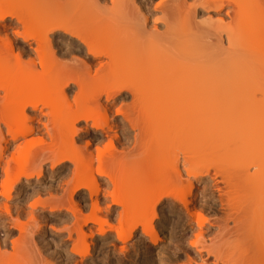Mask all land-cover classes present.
I'll return each mask as SVG.
<instances>
[{
  "label": "bare ground",
  "instance_id": "1",
  "mask_svg": "<svg viewBox=\"0 0 264 264\" xmlns=\"http://www.w3.org/2000/svg\"><path fill=\"white\" fill-rule=\"evenodd\" d=\"M68 5L72 7L69 8ZM158 23H161L164 29H157ZM158 48L161 50L158 51ZM151 49L153 51H150ZM157 88L161 89V93L163 88L166 89L165 93L167 90L168 92L165 96H160ZM174 91H177V95ZM156 92L160 95H156ZM116 95L130 97V101L126 99L127 103H120L121 106L115 107V117L119 116L121 120L114 123L113 120L108 121V105ZM199 102L202 103L203 112L200 114L198 111L196 113V109L193 110L192 115H198L192 117L199 116L195 122L203 124V119L206 118L217 121L221 131H217L216 123L210 121L213 122L210 125L206 120L209 125L200 124L202 128L198 126L196 129L199 130L195 134L199 133L201 137V129L207 131L205 128L215 124V130L212 127L213 131L210 133L208 129L206 135L216 134L215 137L219 135L224 138L221 140V137H218L220 139L215 138V141L211 136L206 137L207 142L211 143L208 145L202 142L203 139H197V135L194 138L195 134H192L193 145L198 146L191 144L190 148L186 139L183 142L184 132L178 124L181 125L185 121L183 124L188 127L192 125L187 121L190 114H187V117L181 114L188 106L195 107L193 105L197 104L199 108ZM190 109L186 112L192 113ZM179 115L182 118L177 117ZM190 121L192 123V120ZM78 123H82L83 127L77 126ZM163 123L169 127H163ZM174 126L180 129L183 137L177 134L179 129ZM120 128H124L121 137L116 134ZM91 130L95 131L91 141H87L82 147L77 145L74 140L77 132ZM175 132L174 135H178V139L171 135ZM168 136L177 141L172 142L173 138L172 141L168 140ZM164 137L166 141L162 140ZM225 137L228 140H225ZM160 140L161 143L167 144L169 148L163 143L170 149V153L177 149V155H184L183 158L191 155L189 151L191 153V150L199 148V145L201 149L204 143L203 146L207 144L209 148L202 146L201 151L195 150L197 155L199 152L202 154L195 156L194 162L192 156L185 157V161L181 160V170L177 169L176 160L175 165L169 166L174 155L167 154L166 156H171L168 157L170 164L165 162L162 165L172 167V173L162 169L160 164L156 166L158 169L154 168V164L148 166L151 164L147 162L148 155L152 161L154 154H151L156 152L154 147ZM198 141L201 144H198ZM90 142L94 146L93 149H90ZM130 143L131 149H125L127 154L140 149L137 154L141 153L138 154L141 159L136 152L133 154L139 157L137 161H142H138L140 169L136 168L139 176L141 167H144L145 162L149 163L145 166L150 169L144 167L145 172L143 170L142 173L147 174L148 171L147 176L151 181L153 167L158 170V182L163 179L169 181V178L171 182L169 181L167 187H171L172 181L174 184L172 188H167L168 192L164 193V188V192L158 194L159 192H155L158 191L157 188H154L153 191H148L154 199L149 201L145 197L148 195L143 192V183L140 184L139 176L134 178V181L133 177H130V173L135 169V161L119 156L124 149L117 150V146L123 145L126 148ZM213 146L218 150V157L221 154L224 156L225 153L232 155V159L230 154L227 155L228 158L225 154V158L219 159L220 161L216 160L218 157L214 159L218 164L232 160V165L229 164L230 171L224 169L226 162L222 166L228 172L220 170V175L223 171V177H226L220 176L222 178L218 179L226 185L222 187V184L221 189L226 187L227 190L220 191L221 194L216 190L219 197L221 196V202H218L217 195L215 198L221 205L219 209L222 216L219 211L218 233L214 237L217 239L212 241L213 245L214 241L215 245L219 243L215 249L212 248L215 245L212 246L211 241L212 247L207 246L205 242L207 248L201 245L198 247L199 240L204 237L200 227L209 221L196 213L190 207V200L186 198L191 192V178L206 174L205 170L210 167H205L199 156L202 157L204 153L211 156L209 152ZM206 148L207 151L211 150L207 152ZM223 149L225 153H222ZM143 154L146 157L142 156ZM178 156L175 155L173 159ZM183 161L191 169L184 167L185 165L182 167ZM208 161L217 163L211 159ZM68 163L72 166L68 175L71 177H65L63 185L60 181L56 187H49L44 192L34 191L37 198L30 203L26 201L30 198L29 194H25L22 204L14 208L7 203L15 188L22 189L32 179H35V184L41 181L45 164L49 165L51 171L52 168L57 171ZM203 165L204 172L199 170ZM181 167L186 168L185 177L192 176L188 181L190 184L187 182L186 185V178V181H183L188 188L186 190L181 184ZM128 174L131 182L127 178ZM124 175L128 185L126 184V192L123 193ZM213 176L215 177L214 173ZM138 181L139 184H136ZM120 183L122 188L119 187ZM107 184L113 188L107 186V190L103 191L101 187ZM155 184L157 185V182ZM137 185H142L138 187V191H142L137 193L138 195L135 192L134 198L131 193H134L132 191L137 189ZM100 189L103 191L100 194L109 196L111 203L119 206L117 215L123 217L124 229H121L122 222L117 219L115 222L120 225L117 228L108 224L105 219H109L111 215L109 218L105 215L104 219L99 216ZM82 190L87 191L86 199L90 201L91 210L86 213L89 215L81 213V208L85 207L80 208V202L74 201V197ZM59 192L61 195L57 196ZM113 192H116L117 196ZM42 193H47V196L42 197ZM141 196L148 200L147 203ZM166 197L179 201L189 215L187 218H194L198 229H201L197 231L198 235L193 234L196 240L190 244L198 253L196 264H264V0H0V219L4 220L0 223L3 230V237L0 238V264L51 263L47 262L44 256H40L41 250L37 248L38 243H35L38 240L35 234L46 231L42 227L45 221L40 213L44 207L53 215L61 212L62 208L69 212V216L71 214L73 220L70 219L69 224L74 222L72 227L71 224L68 225L66 231L68 239L75 234L74 246L70 243L74 248V255L78 254V250L83 251L80 242L86 234H83L85 229L82 230V226L88 223L97 225L95 230L100 238H104L106 232L112 230L115 237L110 242L114 246L119 244L117 249L126 251L125 244L137 226H140L141 236H146L147 241L155 246L159 238L151 223L156 215L154 212L148 215L147 213H150L148 209L151 205L160 203ZM126 199H131V202ZM30 200L31 198L28 201ZM81 203L83 204L82 201ZM128 203L131 206L127 207ZM137 206L144 208L139 209ZM146 208L144 214H141ZM139 210L140 212H135ZM103 211L107 212L105 209ZM127 214L131 217L126 216ZM23 219H26L24 223ZM229 222L231 225L228 226ZM90 229L88 232H92L93 229ZM14 230L18 236L16 239L15 236L10 238ZM43 233L45 235V232ZM9 245L11 251H8L12 252L10 256L6 251ZM114 246L112 247L115 248ZM76 247L79 249L76 250ZM81 252L78 255L80 257L88 253L83 251L80 255ZM41 255L44 254L41 252ZM66 257H70L71 262L76 258L79 261L75 256H72L73 259L71 256ZM47 258L49 259V256ZM58 259L60 261L59 257L56 260ZM188 259L187 263L192 264L191 258ZM76 260H73V263Z\"/></svg>",
  "mask_w": 264,
  "mask_h": 264
},
{
  "label": "rangeland",
  "instance_id": "2",
  "mask_svg": "<svg viewBox=\"0 0 264 264\" xmlns=\"http://www.w3.org/2000/svg\"><path fill=\"white\" fill-rule=\"evenodd\" d=\"M155 1H157V0H154V2ZM72 5V4H71ZM70 5V6H71ZM70 6L68 5V7L70 8ZM72 7V6H71ZM156 15H159V14H156ZM199 16L200 15H198V18H199ZM159 17V16H158ZM172 17V16H171ZM174 17V16H173ZM155 18H157L156 16H155ZM200 19V18H199ZM158 25V26H157ZM156 26H157V29H164L163 28V25L160 23H158ZM175 25V24H174ZM162 26V27H161ZM172 27H173V25H171ZM176 26V25H175ZM174 28V27H173ZM162 31H164V30H162ZM66 49H68V47L66 48ZM155 50V49H154ZM161 49H159L158 48V51H160ZM150 51H153V49H151ZM157 51V50H156ZM169 55H171V54H169ZM100 85H101V83H100ZM100 85H97V86H100ZM158 89V91L159 90H161V89H159V88H157ZM166 89L165 88H163V90H162V93L159 91V93L161 94H159L158 92H156V95H157V93L160 95V96H165L166 95V93L168 92V90L166 91V93L164 92ZM156 91V90H155ZM180 91V93L182 92L181 90H178V92ZM175 92V94L177 95V91H174ZM174 92H173V94H174ZM165 93V94H164ZM175 94H174V96H175ZM184 94V93H183ZM155 95V94H154ZM173 96V95H172ZM180 96V95H179ZM179 96H178V98H179ZM185 96H186V94H185ZM130 98V97H129ZM129 98L126 96L125 97V95L123 96H114V98L112 97V100H113V102H112V100L110 101V104L108 105V108L110 109V111H109V109H108V121H111V120H113V122L114 123H117V122H119L120 120H121V118L118 116V117H115V114H114V109H115V107L118 105H120V103H122V104H124V103H127L128 101H130L129 100ZM175 98H176V96H175ZM174 98V99H175ZM181 98V97H180ZM183 98H185V97H183ZM183 98L181 99V102L183 101ZM128 101H127V100ZM177 99V98H176ZM102 102H104V97H102ZM176 101V100H175ZM112 102V103H111ZM202 102V101H201ZM201 102H199L198 104H199V108H197V104L196 105H193V106H195V107H191V106H188V108L187 109H190V110H192V113H189L188 111V113L186 112V110H185V114L183 113V114H181V115H184V116H186L187 114H190L189 116L190 117H187V121L189 122H186V123H188V124H192L190 127H188V125H186V124H183V123H185V121L184 122H182V124L181 125H179L178 124V126H182V129H181V131H183L184 133H183V135H184V139L182 138V140H183V142H184V140L186 139L187 141L186 142H188V144L189 145H187V144H184V145H187L188 147L192 144H194L193 143V135L192 134H195V132L197 133V131L199 130H197L196 128H198V126L200 127V128H202V126L201 125H203L204 123L206 124V123H211L210 121H213V120H208L207 118L204 120L203 119V124L202 123H200V124H198V123H196L195 122V119L196 120H198V118H199V116L196 118V117H192V116H197L198 114H196V115H192L193 114V110H195L196 109V113H197V111L198 112H200V114L203 112L201 109H202V103ZM112 104V105H111ZM121 104V105H122ZM203 104H204V102H203ZM120 105V106H121ZM117 106V107H118ZM204 106H205V104H204ZM194 108V109H193ZM204 109V108H203ZM189 110V111H190ZM200 110V111H199ZM111 112V113H110ZM191 112V111H190ZM199 114V115H200ZM177 117H180V115L179 116H177ZM177 117L175 118V119H177ZM186 117H184V119L186 118ZM180 118H182V117H180ZM180 118H178V119H180ZM191 118V119H190ZM194 120H193V119ZM192 120V123H190L191 121L190 120ZM181 120V119H180ZM180 120H178V121H180ZM201 121H202V119H200ZM208 122H207V121ZM174 121H176V120H174ZM193 121H194V123H193ZM214 122V121H213ZM212 122V123H213ZM167 123V122H166ZM166 123H163L164 125H163V127H169V125L168 124H166ZM176 123H178V122H176ZM209 123H208V125H209ZM212 123L210 124V125H212ZM214 123H216V125H218L217 127H216V129H218L217 131H219V133H220V126H219V124H217V121H215ZM196 126H194V125ZM175 125V124H174ZM77 126H79L80 128H82L83 127V124L82 123H78V125ZM194 126V127H193ZM213 126H215V124H213ZM213 126H211L210 128H209V126H208V129H209V131H211L212 130V127ZM128 126L126 125V128H127ZM175 127V126H174ZM192 127V128H191ZM204 127H206L205 125H204ZM181 128V127H180ZM194 128V129H193ZM214 129L213 130H215V127H213ZM124 129V128H123ZM122 128H120L118 131H116V134L117 135H119V137H121V135L123 134V130ZM129 129V128H128ZM175 129H179V128H177V126L175 127ZM195 130V131H192V130ZM208 129H206L205 128V130H207V131H203L202 129L200 130V136L201 137H199V133L198 134H195L194 135V138H196L195 136L197 135V139L199 138H201V141H202V139H203V141L202 142H205V143H207L208 145H209V143L210 142H207V139H206V137H208V138H210V136L211 137H213V139H215V138H218V137H221V140H222V138H224V137H222V136H219L218 134L219 133H217V131H215V133H217V135L218 136H216L215 137V135H206L209 131H208ZM212 130V131H213ZM173 131H175L174 130V128H173ZM212 131L210 132V133H212ZM93 132H95V131H93V130H91L90 132H81V131H79V132H77V135L75 136V138H74V140L76 141V144L77 145H79V146H84L85 145V143L87 142V141H91V138L93 137V135H94V133ZM194 132V133H193ZM132 134V132L129 134L130 135V141H131V135ZM174 134H176V132L175 133H172L171 135L173 136ZM177 134H179V135H182V133H180V129H179V131H178V133ZM214 134V133H213ZM183 135H182V137H183ZM178 136V135H177ZM176 135H174V137H177ZM169 137V136H168ZM174 137H172L173 138V141L171 140L172 138H171V136L169 137V139L168 140H170V141H172V142H176L177 140H174ZM166 138H167V136H166ZM165 137L162 139L163 141H166L167 139H165ZM177 139H178V137H177ZM197 139H195V140H197ZM212 139V140H213ZM218 139H220V138H218ZM105 140V139H104ZM103 140V141H104ZM162 140H160L156 145H155V147H154V150L156 151L155 153L154 152H152V156H153V154H154V158L152 159V161H151V159H150V157L151 156H149L148 155V160L149 161H147V162H150L151 164H147V162H145L146 164V166L148 165V166H150V165H152V164H154L153 166H154V168L155 169H158L156 166H159V164H160V166L164 163L165 164V162H167L166 164H170L169 163V160L170 159H168V157L169 158H171V156L170 155H174V156H172V160H170L171 161V164L169 165V166H172L176 161H177V163H175L176 164V166H177V169H179V170H181L179 167L181 166V163L180 162H182L181 160H186L185 159V157H190V156H192L191 158H192V161L194 162V160L196 159V157L195 156H198V155H200V154H202V153H198V155L196 154L197 153V151H195V150H198L199 148H200V145H199V148L198 147H196L195 149H193V150H191V149H189V150H191V153H190V151H189V154H191V155H186L184 158H183V156L181 155V154H179V156H181V157H179L177 154L179 153V152H176V151H178L177 149L175 150V149H173V147L171 148V150L172 151H175L174 153H170L171 151H170V149L168 150V146H167V144L166 143H164V144H166V147H168V148H166L165 147V145L163 144V143H161V141ZM179 140H180V138H179ZM209 140V139H208ZM211 139L209 140V141H212ZM220 140V141H221ZM225 140H228V139H226V137H225ZM181 141V140H180ZM215 141H216V139H215ZM214 141V143L216 144L217 142H215ZM224 141V140H223ZM168 142V141H167ZM104 143H105V141H104ZM171 143V142H170ZM179 143V141L177 142V143H175V145L176 144H178ZM182 143V142H181ZM205 143L204 144H202V146L203 145H205ZM196 144H197V141H196ZM198 144H201V142L200 141H198ZM206 144V146H203V147H208V145ZM211 144V143H210ZM218 144V143H217ZM222 144V143H221ZM220 144V145H221ZM224 144V143H223ZM227 144V143H226ZM122 145V144H121ZM120 145V146H121ZM191 145V146H192ZM220 145H217V146H219V147H221ZM13 146V145H12ZM127 146V145H126ZM162 146H164V147H162ZM170 146H172V143L170 144ZM173 146H174V144H173ZM191 146H190V148H191ZM193 146H198V145H193ZM202 146H201V149H199V151H201L202 150ZM212 146V145H211ZM216 146V145H215ZM224 146V145H223ZM123 147V145L121 146V147H119V146H117V150H119V149H121V151H124L125 149H127V148H129V149H131L130 147H132L131 146V143H130V146H128V147H126V148H122ZM180 147V146H179ZM225 147H226V145H225ZM94 148V146H93V144H91V142H90V149H93ZM163 148H165V149H163ZM176 148V147H175ZM184 148V147H183ZM194 148V147H193ZM209 148V147H208ZM208 148H206V150L205 151H207V149ZM213 149L211 150V149H209V150H211L210 152H209V150L207 151V152H209L210 154H212V155H214L215 157L213 158H211V156L208 154V153H204L203 155H202V157L201 156H199L200 158H202V160L199 158V160L201 161V162H204V163H202V164H204L205 165V167L207 166H210V167H208L207 168V170H205V168H204V165H203V168L202 169H200L199 167V170L200 171H203V169L205 170V171H207V173L205 174V173H202V172H200V174H201V176L199 175L197 178H193L191 175H188V176H184L185 174H186V172H185V170H186V168H190V167H187V165H185V162H184V164L182 165V167L184 166V167H186V168H182V175L184 176H182V179H181V184H182V186L183 187H185V183L183 182L184 180H185V178H186V185H188V184H190L188 181H190L191 179V183L193 184H190L191 185V192H190V194L186 197V198H188L189 200H190V207L191 208H193V210L196 212V213H198V214H201L204 218H206L208 221H209V223H206V224H204V226H201L200 228L202 229H198V226L195 224L196 222L194 221L195 219L194 218H192L191 219V217L190 218H187V217H189V215L185 212V210H184V208L183 207H181L182 205L179 203V201H175V200H173V199H171L170 197H166V199L165 198H163L162 199V201L160 202V203H157V204H155L154 205V203H153V205L154 206H152L151 205V207L148 209V211H150V213H147V215L148 214H151L152 212H154L155 213V215H156V217L153 219V221H152V227L154 226L155 227V229H156V231H157V237L159 238V242H158V244L157 245H155V246H152L148 241H147V237L146 236H141V234H140V226H137V228H136V230H135V232H134V234L132 235V237L126 242V244H125V247L127 246V249H126V251L125 250H121L120 248L119 249H117V247H118V245L119 244H117V246H114V245H112L111 244V242L110 241H112L113 240V238L115 237V233L111 230V231H107L106 232V235L104 236V238H100L99 236L97 237V234H96V226H95V224L93 225H91L90 223H88V224H85V225H83L82 226V230H83V228L85 229L83 232V234H86V236H85V240L82 238V242H80L81 243V245H80V243H79V245H80V248H81V250H83V251H87L88 253H87V255L84 253H82L80 250H78L79 248L78 247H76L75 249L76 250H78L79 252H76V251H74V252H76V253H78V254H76V255H74V253L72 252L73 251V249L74 248H72L73 246H74V243H73V239H75V238H73L74 236H75V234L73 235L72 234V236H71V239H68V237H67V228H68V225L70 226V224H71V226L70 227H72V223L74 222V221H72V222H70V224H69V221H71V220H73V218L71 219V214H70V216L68 215V213L62 208V211L61 212H58L57 213V215L56 214H50L49 213V211H47V209L44 207L41 211H40V213H41V215L43 216V218H44V220L43 221H45V222H43V224H44V226H42L43 224H40L43 228H44V230H46V231H43V232H45V235H44V233L43 232H37L38 234H35V236H36V238L38 239H36L35 238V240H37V241H35V243L37 244V248H39V250H41V251H39V253H40V256H44L45 258H46V261L47 262H51L52 264H59L60 263V261H61V263L60 264H72L73 263V260H76L77 258L76 257H78L79 258V261H78V259L76 260V261H74V263L73 264H78V263H80V261H81V263L80 264H186L187 262H189V259L187 260V258H191V260H192V264H196L197 262H198V253L197 252H195V249L194 248H192L191 247V242H194L195 240H196V238L194 237V235L193 234H195V233H197V235H198V233L199 232H197V231H199V230H201V233L202 232H204V233H202L203 234V238L202 239H200L199 241L200 242H198V247L200 248V245L202 246V247H206L207 248V246H209L210 245V241L212 242L215 238V236L217 235V233H218V218L220 217L219 216V211L221 212V210L219 209L220 207H221V205H219L218 204V202H221L220 200H219V198L221 197H219V195H218V193L221 191V192H225V190H227V188L225 187V188H222L221 189V186H222V184H223V186L222 187H224V186H226L225 184H224V182H220L219 180V178H222L223 177V175H225L224 173L225 172H223L222 171V175H220V173H221V171L220 170H222L223 169V166L222 165H224L225 164V162L226 161H224V163L222 162H219V164H218V161H220L221 160V158H225L224 156H225V154H226V157L228 158L229 156H227V155H229V154H227V153H225L226 151L224 150V149H226V148H224L223 150H222V153H225L224 154V156L222 155V157H221V155H219L220 157H218V154H217V152H218V150H217V148L215 149L214 148V146L212 147ZM124 149V150H123ZM180 149V148H179ZM185 149V148H184ZM9 150H11V148L9 149ZM8 150V151H9ZM140 150V149H139ZM139 150H136L135 152H132V153H130V154H127L126 153V151L127 150H125L122 154H120L119 156H121L122 158H125V159H130V160H133V161H135V164H134V170H133V172H131L130 173V175L128 174L127 176V178H128V180H129V178L130 177H133V181H134V178H136L137 176H139V173H138V171H137V169H140V168H138V166H139V164H138V161H137V159L139 158H137V156L135 157V156H133V154L135 153V154H137V151H139ZM153 150V151H154ZM163 150H165V153H163L162 154V152H163ZM168 150V151H167ZM215 150H217V151H215ZM110 151V150H109ZM109 151H107V153L109 152ZM120 151V150H119ZM170 151V152H169ZM186 151V150H185ZM203 151H204V149H203ZM202 151V152H203ZM204 151V152H205ZM221 151V150H220ZM224 151V152H223ZM114 152V151H113ZM196 152V153H195ZM170 153V155H168V156H166L167 154H169ZM221 152H219V154H220ZM112 154V153H111ZM110 154V155H111ZM138 154H140L141 155V153H139L138 152ZM137 154V155H138ZM184 154V153H183ZM196 154V155H195ZM109 155V154H108ZM140 155H138V156H140ZM175 155L176 156H178L177 157V159H173V158H175ZM142 156H144V154L142 155ZM144 157H146V156H144ZM144 157H143V159H144ZM216 157H218V158H216ZM230 157H231V159H232V155L230 154ZM165 158V159H164ZM167 158V159H166ZM180 160H179V159ZM216 158V160H218V161H216V160H214ZM140 159H141V156H140ZM164 159V160H163ZM198 159V158H197ZM209 159H211L212 161H216L217 163H211V161H210V163H209ZM220 159V160H219ZM222 159V160H223ZM145 160V159H144ZM174 160H176V161H174ZM190 160V159H189ZM229 161H230V159H228ZM227 160V161H228ZM141 161V160H140ZM139 161V162H140ZM174 161V162H173ZM191 161V160H190ZM189 161V162H190ZM191 161V162H192ZM142 162V161H141ZM173 162V163H172ZM186 163H187V161H186ZM221 163V164H220ZM232 163V160L230 161V162H226V164L225 165H227V166H224L225 168L224 169H226V170H228V171H230V169H231V164ZM69 164V163H68ZM64 164L62 167H61V169H57V171L55 170V168H52L53 170V172L51 171V169L49 168V165L48 164H45L44 165V171H43V175H42V178H41V181L39 180V182H37L36 184H35V179L33 180L32 179V181H30V183H28L27 185H25V186H23L22 187V189L19 187H17V188H15L13 191H12V194H11V198L9 199V200H7V203L12 207V208H14V207H16L17 205H19V204H22V200H24L25 199V194H29V196H30V198H31V200L30 201H28L27 199H26V201L28 202V203H30V202H32L34 199H36L37 197H35V196H37L35 193H33L34 191H40V192H44V191H46L49 187H56V185L60 182L61 184L63 183L64 184V182L66 181L65 179L68 177V175L71 173V171H70V169H72V166H71V164ZM140 164H143V163H140ZM174 164V165H175ZM178 164H179V166H178ZM190 164V163H189ZM197 164V163H196ZM201 164V165H202ZM209 164V165H208ZM211 164H212V167H211ZM213 164H215V166H213ZM229 164H231L230 166H229ZM144 165V167L145 168H149V167H146ZM190 165H192V164H190ZM221 165V166H220ZM169 166H167V165H165V166H161L162 167V169H165V171H171L172 173H173V171H172V167H169ZM194 166V165H193ZM198 166V165H197ZM217 166V167H216ZM220 166V167H219ZM229 166V167H228ZM143 166L141 167V173H140V176H139V181H140V184L141 183H143L142 185H140V186H138L137 185V189H133V188H135V187H132V189H133V191L132 192H134V193H131V194H133V197H134V195H136L137 193L139 194V193H141V191H142V189H141V191L139 192L138 191V187H143V189H144V193H146L147 192V195H148V197L147 196H145L146 198H148L149 199V201H151V200H153L154 198L152 197V194H150L148 191H153L154 190V188H157L156 190H158V191H155V192H159L158 194H162L164 191V188H166L165 189V192L164 193H166V192H168L169 190H167V188L168 189H170V188H172V185L174 184L173 183V181H172V184H171V187L170 186H168L167 187V185L168 184H170L169 183V181L171 182V180L168 178L167 179V177H166V179L167 180H169V181H166L165 179H163V178H161V179H163V180H165V181H163V180H161V181H159L160 183L161 182H163V183H161V185H158L159 184V182L157 181L158 180V178L156 179V177H157V172H158V170L156 171L153 167L151 168V172L153 173L154 172V174H150L151 176H153V177H151V181L152 182H157V185L155 184H153L151 181H150V178L148 177L149 175H148V171H147V174H143L144 172H145V168H144ZM161 167H159V168H161ZM222 167V168H221ZM137 168V169H136ZM195 168V167H194ZM197 168V167H196ZM214 168H215V172H214ZM217 168V169H216ZM218 168H221V169H218ZM150 169V168H149ZM161 169V170H162ZM185 169V170H184ZM191 169V168H190ZM223 169V170H224ZM50 170V171H49ZM144 170V172L142 173V171ZM184 170V171H183ZM193 170V169H192ZM226 170H224V171H226ZM163 171V170H162ZM164 171V172H165ZM220 171V172H219ZM228 171H226V172H228ZM139 172H140V170H139ZM150 172V171H149ZM160 172V171H159ZM184 172V173H183ZM204 172V171H203ZM213 173H214V175H215V177L213 176ZM158 174H160V173H158ZM163 174V173H162ZM164 174H166V173H164ZM167 174H168V172H167ZM166 174V175H167ZM216 174H218L217 176H216ZM228 174V173H227ZM49 175V176H48ZM67 175V176H66ZM148 175V176H147ZM156 175V176H155ZM161 175V174H160ZM169 175H171V173L169 172ZM169 175H167L168 177H169ZM130 176V177H129ZM220 176H222V177H220ZM66 177V178H65ZM70 177H71V175H70ZM70 177H68L69 179H70ZM160 177V176H159ZM164 177V176H163ZM192 177V178H191ZM215 178V179H217V181L215 182V179L213 180L212 178ZM226 176H224L223 178H225ZM64 178V180H62ZM67 178V179H68ZM126 178V176L124 175V178H123V180H122V187H121V183H120V185H119V187H121L123 190V193H124V191L126 192V188H127V186H126V184L128 185V180H125V179H127ZM138 178V177H137ZM170 178L173 180V177H172V175L170 176ZM184 178V179H183ZM189 178H191V179H189ZM152 179H154V180H152ZM219 179V180H218ZM212 180V181H211ZM224 180V179H223ZM222 180V181H223ZM64 181V182H63ZM68 181V180H67ZM126 181V182H125ZM130 181V180H129ZM132 181V182H133ZM139 181H138V183H136V184H139ZM213 181H214V183H213ZM225 181V180H224ZM131 182V181H130ZM187 182H188V184H187ZM211 182H212V184H211ZM221 183V184H220ZM35 184V185H34ZM62 184V185H63ZM135 184V185H136ZM175 184L177 185V182H175ZM180 184V185H181ZM214 184V185H213ZM217 184V185H216ZM131 185V184H130ZM179 185V186H180ZM216 185V186H215ZM109 187V185L107 184V185H105V186H102L101 188L102 189H104L103 191H105V190H107V188ZM111 186V185H110ZM155 186H157V187H155ZM175 186V185H174ZM181 186V187H182ZM212 186H214V188L212 187ZM217 186H220V187H217ZM25 187V188H24ZM38 187V188H37ZM129 187H131V186H129ZM163 187V188H162ZM170 187V188H169ZM176 187V186H175ZM174 187V188H175ZM182 187V188H183ZM189 187V186H188ZM109 188H113V187H109ZM118 188V187H117ZM121 188H119L120 190H121ZM180 188V187H179ZM179 188H177V189H179ZM221 189V190H218V189ZM59 189H60V187L58 188V190H57V192L59 191ZM102 189H100V191H98L99 192V194H100V192L102 193L103 191H102ZM118 189V190H119ZM163 189V190H162ZM186 189H188V188H186L185 187V190ZM42 190V191H41ZM109 191H111L110 189H108ZM129 190V191H130ZM172 190V189H171ZM183 190V189H182ZM184 190V191H185ZM216 190H217V192H216ZM113 191H116V189L114 190L113 189ZM117 192H121V191H117ZM127 192H128V190H127ZM135 192H136V194H135ZM112 193V192H111ZM113 193H115L116 194V192H113ZM143 193V194H144ZM182 193V192H181ZM211 193V194H210ZM217 193V194H216ZM42 194H44V195H42V197H46L47 196V193H42ZM137 194V195H138ZM142 194V195H143ZM219 194H221V193H219ZM59 195H61V192H59V194L57 195V196H59ZM102 194H100L99 196H98V200H100V202H99V207L101 208V211H100V213H99V216L101 217V218H103L104 219V216L106 215V218H109V216H110V218L109 219H105V220H107V222H108V224H110V225H112L113 227H115V228H117L118 226H120L119 225V223L117 224V222H115L116 221V219H117V221L118 220H120V223H121V225L123 224V217H120V215H117V213L120 211L119 210V206H116V205H113L112 203H111V198L109 197V196H107V195H102ZM119 195V194H118ZM130 195V194H129ZM141 195V194H140ZM216 195L218 196V200H216ZM87 191L85 190H82V192L80 193V194H78V195H76L75 197H74V201H76V202H80L81 203V201L83 202V204L81 203V205H80V203H79V207L81 208V207H85V208H81V213H83V214H85V215H89V214H86V213H88L90 210H91V206H90V201L88 200V199H86L87 198ZM104 196V197H103ZM107 196V197H106ZM116 196H117V194H116ZM131 196V195H130ZM144 196H141V198H143ZM121 197V196H120ZM133 197H130V198H133ZM216 197V198H215ZM83 198H85V200L83 199ZM100 198V199H99ZM122 198H124L123 197V194H122ZM128 198V197H127ZM135 198V197H134ZM81 199H83V200H81ZM137 200H138V198H136ZM187 199V200H188ZM102 200V201H101ZM126 200H128V199H126ZM131 199H129L128 201H130ZM133 200V199H132ZM142 200H144V201H146L144 198L142 199ZM141 200V201H142ZM110 201V202H109ZM127 201V202H128ZM138 201H140V199L138 200ZM144 201H142V203L144 204L145 202ZM148 201V200H147ZM147 201H146V203H147ZM175 201V202H174ZM218 201V202H217ZM125 200H124V205H125V207H126V204H125ZM131 202V201H130ZM129 202V203H130ZM135 202V201H134ZM128 203V205H127V207L130 205L131 206V204H129ZM132 203H133V201H132ZM139 203V202H138ZM145 203V204H146ZM152 203V202H151ZM26 204V203H25ZM101 204V205H100ZM103 204V205H102ZM135 204V203H134ZM140 204V203H139ZM178 204V205H177ZM140 205H142V204H140ZM139 205V206H140ZM150 205V203L148 204V206ZM193 205V206H192ZM63 206H66V205H63ZM102 206H104V207H102ZM107 206V207H106ZM135 206V205H134ZM144 206V205H143ZM143 206H141L140 208H144ZM220 206V207H219ZM138 207V206H137ZM102 208H104L109 214H107V212L105 213V211H103L104 209H102ZM135 208V207H134ZM139 208V207H138ZM139 208V209H140ZM156 208V209H155ZM45 209V210H44ZM109 209V210H108ZM136 210H137V208H135ZM130 210V209H129ZM132 210H133V208H132ZM144 210H147V208L146 209H143L142 211H143V213H141V214H144ZM156 210V211H155ZM44 211V212H43ZM141 211V212H142ZM47 212V213H46ZM65 212V213H64ZM131 212H134V211H131ZM135 212H140V210L139 211H135ZM90 213V212H89ZM102 213H104V214H102ZM128 213H130L129 211H128ZM146 213V212H145ZM157 213V214H156ZM48 217H47V216ZM56 215V216H55ZM68 215V216H67ZM129 214H127L126 216H128ZM137 215H139L140 216V214H137ZM220 215L222 216V212L220 213ZM41 216V217H42ZM119 216V217H118ZM130 216V215H129ZM133 216H135V214L133 215ZM142 216V215H141ZM146 216V215H145ZM131 217V216H130ZM129 217V218H130ZM143 217V216H142ZM118 218H120V219H118ZM124 218H125V214H124ZM139 218V217H138ZM50 219V220H49ZM71 219V220H70ZM126 219H128L127 217H126ZM140 219H141V217H140ZM190 219V220H189ZM122 220V221H121ZM4 220L3 219H0V223L1 222H3ZM25 221H26V219H25ZM24 221V219L22 220V222L24 223L25 222ZM28 221V220H27ZM48 221V222H47ZM47 222V223H46ZM187 222V223H186ZM27 223V222H26ZM25 223V224H26ZM42 223V222H41ZM115 226H114V225ZM125 224V223H124ZM27 225V224H26ZM39 225V226H40ZM89 225V226H88ZM229 225H231V223L229 222V224H228V226ZM89 228H88V227ZM7 227V226H6ZM92 227V228H91ZM125 227H126V225H125ZM196 227H197V229H196ZM49 228H51V229H49ZM88 228V229H87ZM91 228V229H90ZM92 230V232H90L91 234H92V236H91V234H89V232H88V230ZM121 229H124V227H123V225H122V228ZM2 229H1V227H0V238H2L3 237V230L1 231ZM55 230V231H54ZM57 231V232H56ZM62 231V232H61ZM65 231V232H64ZM196 231V232H195ZM14 232V235H12V233ZM12 233L10 234V238H14L13 236H15V239L18 237L17 236V232H16V230H14V231H12ZM89 234V235H88ZM2 235V236H1ZM60 235V236H59ZM12 236V237H11ZM43 236V237H42ZM193 236V237H192ZM196 236V235H195ZM39 237V238H38ZM90 237V238H89ZM63 238V239H62ZM66 238H67V240H66ZM144 238H146V239H144ZM62 239V240H61ZM65 239V240H64ZM101 239V240H100ZM216 239H217V237H216ZM215 239V240H216ZM71 240V241H70ZM132 240V241H131ZM65 241H66V244H65ZM83 241H85V243H86V245H84L85 243H83ZM89 241V242H88ZM88 242V243H87ZM110 242V243H109ZM206 243V245H205V243ZM217 242V241H216ZM70 243H71V245H72V247H71V245H70ZM219 244V243H218ZM217 243H216V245H215V241H214V245H213V242H212V246H214V247H212L211 245V247L213 248V249H215V248H217V245H218ZM39 245V246H38ZM114 246L115 248H113L112 246ZM131 245V246H130ZM134 245V246H133ZM62 248H61V247ZM82 246V247H81ZM120 246V245H119ZM60 247V248H59ZM134 248V249H131V248ZM137 247V248H136ZM10 248V245H9V247H8V249L6 250L7 252H9V251H11V249H9ZM41 248V249H40ZM69 248H72L71 249V251L69 250ZM151 248V249H150ZM209 248V247H208ZM211 248V249H212ZM62 249H64L63 251H62ZM69 250V253H68V250ZM113 249V250H112ZM125 249V248H124ZM9 250V251H8ZM59 250H60V252H59ZM118 250H120V251H118ZM147 250V251H146ZM59 253V255H58V253ZM63 253H62V252ZM123 251H125L124 253H122ZM41 252H42V254H44V255H41ZM55 252H56V254H57V258L59 257L60 258V261H59V259L58 260H56L57 258H56V254H55ZM81 252V254L80 255H82L83 254V256H78L79 255V253ZM0 253H1V251H0ZM2 253L4 254V251L2 250ZM69 255H68V254ZM203 253V252H202ZM12 254V252L10 253L9 252V256ZM5 255V254H4ZM46 255H48L49 256V259L47 258L48 256H46ZM52 255V256H51ZM60 255L62 256V257H60ZM165 255V256H164ZM66 256H71V258L73 259V257L74 258H76V259H73L72 260V262H71V260H70V257H69V259L66 257ZM73 256V257H72ZM7 257H8V255H7ZM64 257V258H63ZM52 260H51V259ZM66 260H70V261H66ZM211 260V259H210ZM209 260V261H210ZM12 261H13V259H12ZM53 261V262H52ZM62 261H63V263H62ZM194 262V263H193ZM211 262V261H210ZM209 262V263H210ZM9 263V262H8ZM50 263V264H51ZM188 264V263H187Z\"/></svg>",
  "mask_w": 264,
  "mask_h": 264
}]
</instances>
